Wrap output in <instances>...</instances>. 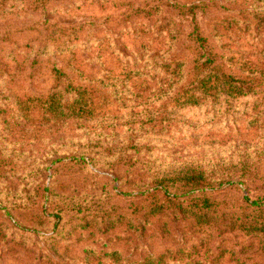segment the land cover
Returning a JSON list of instances; mask_svg holds the SVG:
<instances>
[{
	"label": "rangeland",
	"instance_id": "rangeland-1",
	"mask_svg": "<svg viewBox=\"0 0 264 264\" xmlns=\"http://www.w3.org/2000/svg\"><path fill=\"white\" fill-rule=\"evenodd\" d=\"M223 72L264 85V0H0V264H264V101L177 104ZM187 165L235 188L171 202Z\"/></svg>",
	"mask_w": 264,
	"mask_h": 264
},
{
	"label": "trees",
	"instance_id": "trees-1",
	"mask_svg": "<svg viewBox=\"0 0 264 264\" xmlns=\"http://www.w3.org/2000/svg\"><path fill=\"white\" fill-rule=\"evenodd\" d=\"M192 32V41L200 49H205L206 43L205 38L202 37L199 27L195 25ZM215 76V77H214ZM264 89V85L258 79L252 78H236L232 75L221 73V74H209L199 77L195 80L184 92L183 96L178 98L179 107H201L203 106L202 97L198 96L200 90L204 94L210 91L216 90L221 96H226L230 99L237 100L245 97H257L256 102L264 101V95H260ZM76 91V99L73 102L69 100L65 104L62 101L56 99L57 93L50 94L47 104V110L50 111L54 116L58 117L60 114L68 116V118H82L92 116L93 113V100L87 99L81 88H74ZM261 90V91H260ZM64 97L61 95L60 99ZM67 110V113H66ZM156 184L161 191L167 194L168 199L172 202H177L179 196L184 197L187 202H190L196 206L209 205L210 200L206 197L208 192L216 191L219 189L235 188L236 182L233 181H221L217 188L210 183L205 172L200 170L197 166L187 165L182 166L174 170L167 171L163 174V177L157 179ZM239 185L246 186L243 189L246 192L244 200L248 207L255 209L257 212L264 214V197L259 195L256 198L250 197L251 189L247 187V184L240 182ZM171 188H176V192L172 193ZM216 189V190H215ZM185 201V200H184ZM182 203V202H181ZM165 210L158 209L154 214H162ZM198 222L199 219H198ZM148 264H154L152 262Z\"/></svg>",
	"mask_w": 264,
	"mask_h": 264
}]
</instances>
